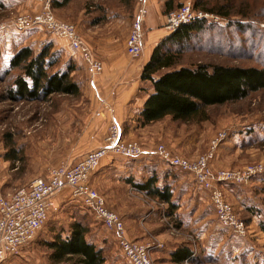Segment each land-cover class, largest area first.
<instances>
[{
  "label": "rangeland",
  "instance_id": "374dc122",
  "mask_svg": "<svg viewBox=\"0 0 264 264\" xmlns=\"http://www.w3.org/2000/svg\"><path fill=\"white\" fill-rule=\"evenodd\" d=\"M53 1L51 9L56 20L73 25L102 62L103 70L94 80L97 77L98 84L105 70L113 84L111 88L105 86L102 99L99 98L88 82L92 78L89 66L68 40L42 28H14L18 18L42 10L41 0H0V194L8 196L36 177L47 176L52 168L75 164L87 152L104 147L116 123L121 129L120 142L137 143L147 150L163 147L171 156L204 170L208 168L206 179L213 191L221 192L223 207L227 206L231 218L237 219V228L244 235L234 231L235 225L230 228L221 221L216 198L202 186L195 172L173 168L156 155H145L147 160L142 163L148 170L129 175L126 166L130 157L108 151L97 173L99 176L103 171L104 175L94 182L92 173L90 184L121 217L126 236L149 244L155 264H264V90L235 102L209 106L207 120L184 122L166 116L137 129L130 128L129 104L115 103L117 96L122 95L117 91L128 79L123 66L129 67V59H139L147 46L154 49L162 37L171 33L165 26L170 11L185 4L194 8L198 0H174V8L169 11H165L166 0H148L142 22L143 49L136 57L128 53L127 41L140 8L138 0H70L61 8L53 7ZM203 1L208 2L207 7L217 2L229 3L234 12L221 17L194 8L208 14L202 17L207 24L195 33L184 56L186 63L264 67V0ZM150 11L159 20L154 26H148ZM2 26L6 28L1 29ZM49 40L53 49L59 50L60 66H74L71 76L79 84L80 93L53 94L43 101L8 97V87L17 71L6 72L14 49L30 45L38 50ZM56 42L67 43L78 56H69L55 46ZM142 84L152 90L149 81ZM12 147L19 152L15 154ZM84 150L88 151L82 154ZM203 160L206 164H202ZM159 164L165 171H158L160 178L155 173ZM221 171L236 172L239 177L230 182L222 180L218 178ZM153 175L158 176L159 188L167 185L172 189L175 210L153 196L129 190V177L145 183L146 177ZM130 208L142 212L128 221L124 213ZM198 211L205 218L202 224L205 222L207 231L197 223ZM75 221L89 227L87 240L103 248L104 264H131L123 256L116 235L103 227L70 187L55 195L49 219L35 239L19 255L0 264H54L47 242L57 235L68 237ZM182 245H189L198 254V261H172V252Z\"/></svg>",
  "mask_w": 264,
  "mask_h": 264
},
{
  "label": "trees",
  "instance_id": "16d2710c",
  "mask_svg": "<svg viewBox=\"0 0 264 264\" xmlns=\"http://www.w3.org/2000/svg\"><path fill=\"white\" fill-rule=\"evenodd\" d=\"M66 3L68 0L62 4ZM207 5L208 2L198 0L194 8L221 17H229L234 12L229 3L217 2L212 7ZM54 6L56 3L53 1ZM173 8L174 0H166L165 11ZM206 20L196 18L181 24L175 31L162 37L152 50L141 72V79L152 85L138 117L142 126L166 116L184 122L207 120L209 106L235 102L252 92L264 90V67L207 64L201 61L186 63L184 56L196 37L195 33L205 28ZM51 43L38 50L30 45H18L14 49L6 72L17 71L13 83L8 87V97L43 101L53 94L80 93L79 84L71 76L74 66H60L59 50H54ZM11 149L15 154L19 152L15 147ZM14 158L19 159L17 156ZM156 181L154 175L138 187L175 210L172 189L167 185L159 188ZM88 231L87 225L75 221L68 237L57 235L47 242L51 261L54 264H104V250L87 240ZM171 257L176 263L198 261L189 245L179 246Z\"/></svg>",
  "mask_w": 264,
  "mask_h": 264
},
{
  "label": "built area",
  "instance_id": "2783aa9c",
  "mask_svg": "<svg viewBox=\"0 0 264 264\" xmlns=\"http://www.w3.org/2000/svg\"><path fill=\"white\" fill-rule=\"evenodd\" d=\"M41 1L43 2L42 10L33 16L24 15L20 19L18 18L14 28L20 31L42 28L52 32L55 36L65 38L89 66L92 80H94V76L103 70L102 62L95 58L91 46L73 25L56 20L51 9L52 0ZM138 2L140 8L136 13V20L127 41V51L134 57L138 56L143 49L142 22L147 14L148 0H138ZM203 16H208V14L196 12L193 6L185 4L178 10L168 13L165 26L169 32H173L181 24L189 23ZM5 28L2 26L1 29ZM112 131V136L108 137L107 145L87 152L75 164L56 166L49 171L47 176L36 177L28 185L19 188L12 194L8 196L0 194V262L19 255L22 249L35 239L49 219L55 195L64 187H70L73 195L94 212L96 219L103 227L116 235L123 256L131 264H155L150 255L149 244H141L126 236L121 217L107 206L104 196L90 184L91 174L99 168L108 151L130 158L156 155L172 167L195 172L202 186L210 190L216 198L218 203L215 204L221 213V221L224 220L222 222L230 228H233V225L237 228V219L235 220L234 216L231 218V215L226 211L227 206L223 207L225 203L221 199V192L213 191L211 183L206 179V175L209 173L207 166L204 165L207 170L200 168L197 164L193 166L183 158L171 156L168 150L163 147L147 150L137 143L120 142L121 129L116 123H113ZM204 162L205 160L202 161V164ZM260 169L257 171L261 172ZM238 177L236 172L226 171H221V174L218 175L219 179H228L229 182ZM241 223L244 222L241 221ZM234 231L238 235L244 236L238 228Z\"/></svg>",
  "mask_w": 264,
  "mask_h": 264
},
{
  "label": "crops",
  "instance_id": "0c3cea01",
  "mask_svg": "<svg viewBox=\"0 0 264 264\" xmlns=\"http://www.w3.org/2000/svg\"><path fill=\"white\" fill-rule=\"evenodd\" d=\"M54 1L56 3V6H54L55 8H61V7L65 6L66 4L70 3V0H68V3H66V4H62V3H64L65 0H54ZM59 4H62V5H59ZM156 21H157V23H159V20L156 16L155 12L150 11L149 18H148V26L149 25L154 26ZM49 41L52 42V40H49ZM55 46H57L59 49H62L65 53L69 54V56H72V57L78 56L76 53H74V51L72 50L70 45H68L67 43L59 42L57 44V42H56ZM152 50H153V47H150L148 49V46H147L144 50L143 55L139 59H135V60L129 59V67L123 66V70L126 71V75H127L126 78H128V79H127V82L124 83L125 85H123L117 91V92H121L122 95L117 96L119 100L116 99L115 103H117V106L119 105V102L121 105L124 103L129 104V113H130V115H132V118L129 119V121L131 123L130 128H132V129H135V128L137 129L138 127L142 126L140 124V122L138 121V116L140 115V110H141V108H142V106H143V104H144V102H145V100H146V98L150 92L148 90H150V89H149L148 85L146 87L143 86L144 84H142L143 81L141 79V72H142L143 66L149 61V59L151 57ZM104 67H105V65H104ZM109 76H110V74L105 72V70H104V73H103L102 77L100 78V81L98 84L96 81L97 77L95 80H92V78H91L88 81L90 87L96 92V93L94 92L96 94V96H98L101 99L103 96L102 94L104 92V87L108 86L109 88H111L110 86L113 84L112 80L110 79ZM118 121H119V119H118ZM120 123H122V122L120 121ZM88 150H90V149H88ZM88 150H84L81 153L84 154ZM145 157L146 156L137 157V158H129V166H126V169H129V175L131 173L133 175H136L137 172L139 174L144 169H145L144 172H146L148 170L147 165L142 163L143 159H144V162H146L147 159ZM160 166H161V164H159V166L155 167L157 169V171L155 173H157L158 176L160 175V174H158L159 172H162V173L165 172V171H163V167H160ZM101 167L102 166H99V168L97 170H95L91 176V179H93V177H94V179H93L94 182H95V180L98 181V179L104 175V172L102 171L99 173V176H97V173L99 172ZM113 167L114 166H105L104 168H111L112 169ZM173 168H175V167H173ZM158 176H156V178ZM158 178H160V176ZM158 178L156 181V183H157L156 186L159 187L160 181L158 180ZM147 180H148V178L146 177L145 181H147ZM138 183L143 184V182H135L129 177V190H131L134 193H135V191H138L139 193L142 192V193L147 194L146 191L139 189V187L137 185ZM141 212H142L141 209L130 208L127 212L124 213V216H125V219H127L129 221L130 218L133 219V218L137 217ZM198 213H199V211L195 213V215L197 216V219L199 220V221L197 220V223L199 225H201V230L207 231L208 227L205 224V222H204V225L202 224V222H203L202 220L205 218L198 215ZM195 254L198 255L196 252H195Z\"/></svg>",
  "mask_w": 264,
  "mask_h": 264
}]
</instances>
